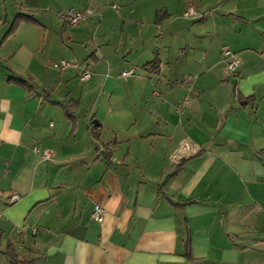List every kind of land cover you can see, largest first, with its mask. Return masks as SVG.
Returning <instances> with one entry per match:
<instances>
[{
  "label": "crops",
  "instance_id": "1",
  "mask_svg": "<svg viewBox=\"0 0 264 264\" xmlns=\"http://www.w3.org/2000/svg\"><path fill=\"white\" fill-rule=\"evenodd\" d=\"M63 8L94 14L67 26ZM18 13L34 21L3 38ZM155 56L158 73L144 67ZM8 251L29 264H264V0H0V264Z\"/></svg>",
  "mask_w": 264,
  "mask_h": 264
},
{
  "label": "built area",
  "instance_id": "2",
  "mask_svg": "<svg viewBox=\"0 0 264 264\" xmlns=\"http://www.w3.org/2000/svg\"><path fill=\"white\" fill-rule=\"evenodd\" d=\"M193 13H194L193 10L189 7L186 10L185 14L190 15ZM93 14L94 13H93V10L91 8H86L83 10H77L74 8H63V9L59 10L57 13L60 21L67 26L77 25V24L85 21L86 19L90 18L91 16H93ZM223 56L229 57V60H227V62H226L227 70L229 72H235L237 67H238V64H239V58H238L237 54L231 52L229 49H224L223 50ZM54 65L56 68L62 69V68L68 67L70 65V63L67 60H59ZM77 67L79 69V74H78L79 80L84 81V80L91 78L92 71L90 70L87 63H85V62L79 63L77 65ZM133 72H134V69L129 68L127 70L122 71L121 76L127 77V76L132 75ZM33 150L35 152L39 151L40 155L45 159L49 158L51 155V152L48 149L39 150V148L37 146H35L33 148ZM18 198H19L18 195H12V196H10L9 201L15 202ZM91 215H92L94 220H96L97 222L100 223L103 221L104 210L100 205L95 204L92 208Z\"/></svg>",
  "mask_w": 264,
  "mask_h": 264
},
{
  "label": "trees",
  "instance_id": "3",
  "mask_svg": "<svg viewBox=\"0 0 264 264\" xmlns=\"http://www.w3.org/2000/svg\"><path fill=\"white\" fill-rule=\"evenodd\" d=\"M158 17H159V15H158ZM22 21H34V20L30 16L22 15L20 13L16 14L12 20V23L10 24L9 29L7 30V32L5 33L3 38H6L8 35L13 33ZM144 67L146 69H149L150 71H152L154 73H158L159 72V70H158V67H159L158 58L155 56L151 61L147 62L144 65ZM7 81L10 83L20 85V86L26 88L28 91H33L32 85L29 84L23 78L11 76V77H8ZM52 103H54V102H52ZM59 105H61L63 107L66 116L71 121V124L74 126V123H75L74 110L77 108V102L76 101H67V102L59 103ZM200 152H201V149L199 151H197L194 155H197ZM183 162H184V159H181L179 161V163L176 166V171L181 167ZM176 171L174 172V174L176 173ZM185 250H186V252H185L186 258L191 259L190 248H189V237L185 241ZM8 254L10 255L9 257L11 259L12 264H29V262H27V261H18L16 259L15 255L12 253V251H8Z\"/></svg>",
  "mask_w": 264,
  "mask_h": 264
},
{
  "label": "water",
  "instance_id": "4",
  "mask_svg": "<svg viewBox=\"0 0 264 264\" xmlns=\"http://www.w3.org/2000/svg\"><path fill=\"white\" fill-rule=\"evenodd\" d=\"M94 123H97V122L94 120Z\"/></svg>",
  "mask_w": 264,
  "mask_h": 264
}]
</instances>
